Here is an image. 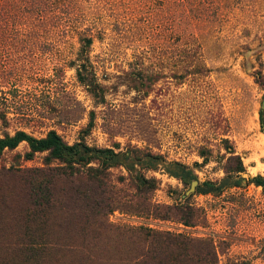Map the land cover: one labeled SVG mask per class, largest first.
Returning <instances> with one entry per match:
<instances>
[{
    "label": "rangeland",
    "instance_id": "374dc122",
    "mask_svg": "<svg viewBox=\"0 0 264 264\" xmlns=\"http://www.w3.org/2000/svg\"><path fill=\"white\" fill-rule=\"evenodd\" d=\"M258 70L264 78V0H0V136L54 131L69 145L136 149L187 166L200 183L224 176L230 147L245 179L264 176ZM27 151L21 143L0 155V169L18 171L0 178L3 233L23 220L24 170L59 165L45 152L25 160ZM143 173L156 181L150 192L122 168L104 188L35 175L50 202L31 218L45 248L26 264H133L130 251L149 244L144 231L206 239L214 264H264L261 188L190 195L161 166ZM153 245L162 258L176 251ZM173 264L202 263L180 255Z\"/></svg>",
    "mask_w": 264,
    "mask_h": 264
},
{
    "label": "trees",
    "instance_id": "16d2710c",
    "mask_svg": "<svg viewBox=\"0 0 264 264\" xmlns=\"http://www.w3.org/2000/svg\"><path fill=\"white\" fill-rule=\"evenodd\" d=\"M89 44V39H83V45L80 48V53H84L80 68L84 70L88 62L85 52ZM253 77L255 82L263 89L264 78L261 71H255ZM81 78H84L83 75ZM262 100L264 101V95ZM259 121L261 130L264 131L262 109L259 111ZM21 143H25L28 148V151L24 154L25 160H31L35 153L45 152L47 154L46 161L51 159L57 161L59 165L47 167L46 169L24 170V173L30 176L25 181V189L23 190L24 204L19 207V211L23 213V220H21L20 227L13 230V232L9 230V233H3L0 229V264H26L45 248V244L41 239L36 238V230L31 225V218L35 210L44 211L50 202L47 187L43 183L37 184V182L31 181L37 174L49 173L52 175L58 173L70 179H82L104 188L109 170L122 168L127 173L125 179L129 180L136 190L150 192L155 189L156 181L153 177H146L143 171H156L161 166L168 175L180 180L184 185L191 187L192 183L195 182L196 184L193 186L190 195H219L226 189L241 188L246 184L259 187L264 193V176L256 175L245 179L243 177L245 167L241 158L230 147H227L229 156L226 158L224 165V176L219 180L200 183L194 172L183 164L165 163L159 156L136 149L115 151L119 148L91 147L83 141L69 145L54 131H49L43 138H35L24 131H15L13 135L4 133L0 136V155L6 150H15ZM17 172V170L10 168H1L0 178H8ZM118 180L123 181L124 178L119 176ZM189 210L192 215L198 216V208ZM4 235H8L10 240H13L2 242L1 236ZM143 235L146 238L145 240L149 241V244L140 251L137 249L130 251L138 254L133 259V264H163L165 259L167 263L173 264L180 255L188 257L189 261L196 258L202 264L215 263V250L212 243L206 239L194 240L180 235L152 231H144ZM154 240H161L166 246L172 245L176 251L165 254L162 258L160 250L153 245Z\"/></svg>",
    "mask_w": 264,
    "mask_h": 264
},
{
    "label": "water",
    "instance_id": "95a60500",
    "mask_svg": "<svg viewBox=\"0 0 264 264\" xmlns=\"http://www.w3.org/2000/svg\"><path fill=\"white\" fill-rule=\"evenodd\" d=\"M195 184H196L195 182L192 183V185H191L192 189H193V186H194Z\"/></svg>",
    "mask_w": 264,
    "mask_h": 264
}]
</instances>
